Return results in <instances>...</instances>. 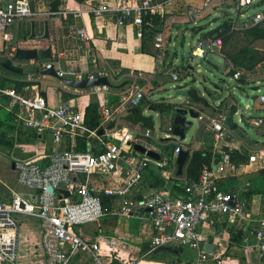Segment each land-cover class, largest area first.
I'll return each instance as SVG.
<instances>
[{
  "label": "built area",
  "instance_id": "built-area-1",
  "mask_svg": "<svg viewBox=\"0 0 264 264\" xmlns=\"http://www.w3.org/2000/svg\"><path fill=\"white\" fill-rule=\"evenodd\" d=\"M230 2L237 10L234 18L236 31L264 23V10L253 18H244L241 14L243 8L253 6L256 0H203L201 7L195 4L188 6L184 18L189 23L197 24L208 11L229 5ZM161 7L157 0H111L96 3L87 12L94 18H109L117 27L135 28L140 39L152 33L156 51L154 73L157 75L168 64L171 28L177 24L176 19L167 18L162 13ZM32 17L34 14L29 0H9L5 5H0V33L4 42L10 45L14 40L13 29L19 22H28ZM222 46L220 38L200 39L192 49L191 58L205 60L210 53L222 55ZM45 68L51 70L54 65L50 63ZM229 69L233 71L229 80L237 84L244 80L247 84L262 85L259 78L264 77V63L254 73H246L232 65ZM169 75L173 81L180 79L176 72H169ZM58 76L64 78L65 73L58 72ZM130 76L134 80H145L141 72L131 71ZM99 78L110 81L112 75L103 69L78 74L75 81H93ZM109 89L110 87L102 85L90 90L94 95H101L108 93ZM118 97L114 106L107 102L100 104V126L91 130L85 124V111H79L70 103L51 106L40 93L28 95L15 88H3L0 85V106L7 99L9 111L16 114L24 129L38 135H49L53 143L69 144L71 147V150H61L47 157L45 166L39 160L14 162L18 183L33 191L34 195L28 200L16 196L10 204L0 203V264H20L19 216L32 217L39 221L45 264H72L73 258L82 253L90 257L89 264H141L138 257L125 252L126 247L118 249L90 241L76 231L83 225L107 216H119L150 224L153 228L152 250L189 247L197 252L193 264H223L220 255L208 253L204 248L207 237L202 233V227L210 222L212 214L223 215L231 220L242 218L248 223L258 224L252 235L244 238L246 255L250 256L255 250L262 256L264 220L255 219L246 208L244 199L247 189L224 192L219 188L234 170L229 154L233 150L242 154L249 153L250 163L247 167L255 164L264 167V148L250 147L230 125L233 118L230 111L236 105H229V111L219 112L205 121L203 134L211 137L213 143L210 146L202 144L198 150H209L214 155H221L222 159L218 163L213 162L211 168L206 167L198 181H185L183 189L186 197H174L165 186L159 190L150 188L148 194L140 195L144 175L152 165L160 170L166 181H172L177 176L179 154L187 151L190 157L196 149L184 145L185 140L174 135L172 125L169 129L171 135L166 140H160V144L173 147V150L161 151L160 148L152 146L154 131L139 129L132 124L131 127L125 120L128 115L143 107L146 87L135 85ZM218 103L217 111L221 107V103ZM259 103L264 107V95L259 97ZM250 108L251 105L246 104L241 124L245 120L249 126L253 125L260 132H264V117L254 118L251 115L249 119L247 111ZM153 113L162 117L160 112L154 110ZM111 124L113 128L109 129ZM100 131L104 134L100 135ZM84 137L87 151H76L77 139ZM135 146L144 148L146 152L136 151ZM149 151L157 153L160 160L149 157ZM99 167L103 169L100 170ZM49 187L54 191L50 192ZM106 199L112 200L110 208L105 204Z\"/></svg>",
  "mask_w": 264,
  "mask_h": 264
},
{
  "label": "crops",
  "instance_id": "crops-1",
  "mask_svg": "<svg viewBox=\"0 0 264 264\" xmlns=\"http://www.w3.org/2000/svg\"><path fill=\"white\" fill-rule=\"evenodd\" d=\"M7 1L9 0H1L0 5H5ZM106 1L111 0H86L83 3H80L77 0H35V11H32L34 17H32L30 21H49L50 41H43L40 48L51 47L53 55V59L51 61H43L41 63V67L43 68L47 64L51 63L54 65L53 70L57 74L58 72L65 73V77L44 76L40 74L32 76L15 75L11 73L8 74L7 72L8 76L0 75L1 87L15 88L28 95L40 93L46 97L49 105L51 106L70 103L79 111L84 112L92 102H97L99 108L100 104L103 102H107L111 106H114L117 101L116 99L119 98V94L123 91L131 90V88L135 85L146 87V93L152 94L157 91L162 84L167 82L169 78L172 79L169 75V72L172 71L168 69L169 60L166 68L163 69L160 74L155 75L154 73L156 69V51L153 46L154 43L152 33L146 36V38L140 39L137 37V32L133 27L128 26L120 28L117 27V25L109 18H94L88 14L87 11L91 9L93 5L98 2ZM202 1L203 0H157V2L162 5V13L166 15L167 18L170 17L177 19L178 22L173 28H178L179 25L188 24L189 22H187L184 18L187 7L194 4L197 7H201ZM206 14L200 18L199 21L207 17ZM157 17L159 18V16ZM173 28H171L172 34ZM13 34L14 42L17 36V26L13 29ZM38 35H44L43 23L38 24ZM200 39H203V35ZM258 45H261L262 48L257 47ZM254 47L261 51L264 50V41H258ZM6 48L7 45L3 40V35L0 33V63L4 61L3 53ZM59 55H61L60 58ZM208 57L209 55H207V59ZM25 68L30 69L34 68V66L27 65ZM103 69H106L112 75V79L109 81L110 89L108 93L94 95L90 89H75L68 86L65 82L75 81V77L78 74H87ZM131 71L143 73L145 80H134L130 76ZM173 72L178 73L176 69H174ZM185 74L186 76L188 75L187 72L184 73V76ZM181 78L182 77L180 76L179 80H181ZM259 79L261 80L262 85H264V79L262 77ZM255 86L259 87L261 85ZM149 95L147 96L146 94V100L154 102L151 98H149ZM110 97L114 98L115 101L111 100ZM143 108L144 110L151 109L148 105L143 106ZM259 108L260 110H264V107ZM0 109H4L7 114L12 113L8 109L7 99L3 100ZM6 117L7 115L4 118ZM129 124L131 125V123ZM134 126L137 127L138 125ZM141 128L143 127L141 126ZM21 129L23 131H27L23 127ZM20 132H14L13 136L17 139L19 137L18 133ZM46 136L49 135H40L39 140L43 141ZM200 136L202 140L201 145H211L206 142V139H210L208 135L203 134L201 131ZM26 143H33L36 146L41 145L39 142H28V140H26ZM68 145L69 144L59 146L61 147V150H66ZM200 146L192 147L199 149ZM160 150L163 151L161 148ZM44 157L47 158V156H43V158ZM39 158L40 156L35 155L28 160H39V163L45 166L48 161H45L43 158ZM13 165L12 170L14 171V174H16L17 184H19L18 175L13 168ZM152 172L162 176L160 170L152 165L144 175V183L139 190L140 195L148 194L150 188L155 189L149 184L152 178ZM231 172L234 174L235 170ZM232 177L235 176L232 175ZM1 178L2 177L0 176V203L8 204L2 200L3 195L6 193H9L11 196L10 203L16 196L23 197L27 200L33 197V191L25 188V190L20 189L16 184H7L6 182H2L3 180ZM164 181L165 187L172 191L174 187L173 180L168 182L164 179ZM223 184L227 187L225 181ZM245 202L247 204V197H245ZM248 208L255 219L264 220V204L261 197L255 196L253 199H250ZM27 218H21V223L24 222L27 226L23 228L21 225L20 264H45V257L41 246L42 234L39 221L36 218ZM113 220L116 224L117 221H119L125 225V227L122 228L123 235L120 234V239H122L123 242H115L112 239L113 236L110 234H95V236L92 234L91 237L85 235L87 237L85 239L100 242L118 249H120V247H126L125 252L133 257H138L140 262L143 257H146L152 252L169 253L170 259H172L169 264H193L197 257V252L193 250L194 253L192 257L189 260L182 262L183 258L181 254L183 253L185 247L180 248V253H173V249H169L168 247L161 248L159 250H152L151 239L153 236V228L146 222H140L134 219L132 220L119 216H107L101 221L104 223L103 226L111 228ZM256 227H258L257 223H248L242 218L231 220L223 215L212 214L210 216V222L206 223L202 227V233L207 237V242L204 244V248L208 244L212 245V250L208 253L220 255L223 258V264H264L261 262L262 256H259L258 251L253 250L251 255L247 256L244 249V238L246 236H251L254 228ZM239 235H242L241 241L240 239H236ZM81 236L84 238V235ZM82 254L84 255L85 253ZM86 255L87 254H85V257H79L76 261H73L72 264H89L90 257Z\"/></svg>",
  "mask_w": 264,
  "mask_h": 264
},
{
  "label": "rangeland",
  "instance_id": "rangeland-1",
  "mask_svg": "<svg viewBox=\"0 0 264 264\" xmlns=\"http://www.w3.org/2000/svg\"><path fill=\"white\" fill-rule=\"evenodd\" d=\"M29 1L31 2V11L34 12L35 0ZM230 3V6L228 5V7L226 6L224 9L216 11L217 7H215L213 10H210V12L206 14L207 17L197 22V24L188 23L172 29L173 34L169 45L170 59L168 69H170V71L176 69L178 71L177 74L182 78L179 81H173L169 78V80L162 84L154 93H149L150 95L146 93L154 102L167 105L174 103L185 104L189 99L186 97H176L177 93L182 90L187 91L189 89H196L199 95L209 103L208 107H204L202 104L193 105V107L200 112L201 118L195 120L192 128L186 131V139L183 144L190 145V147H199L201 145V131L203 132L204 123L209 117H214L219 112L226 113L229 111V105H236L238 114H234L232 118V122L237 125L236 133L241 136L250 147L255 149L264 148V132H260L253 125L247 127L240 122L243 115H245L246 104L251 105V108L247 111L249 119L251 115L254 118L264 116V110H260L259 108L261 107L259 97L264 95V85L257 87V89L248 86L241 87L235 81L229 80V78H231V76L227 75V73H229V64L226 59L219 54L209 55L208 61H201L197 58L192 60L191 58L192 49L197 46L200 38L205 32L217 28L226 20L235 18L237 10L236 7L233 6V3ZM263 10L264 0H256V3L253 6L243 8L241 14L244 15V18H253L254 15ZM30 19L32 18H29V20ZM240 19L242 20V18ZM198 28L202 31L197 32ZM5 44L8 46V43ZM257 47L262 48L261 45H258ZM185 72H187V76L186 74L184 76ZM8 74L0 67V75L8 76ZM218 102L221 103V107L220 110L217 111L216 106L219 104ZM146 114L151 115L155 123V131L152 135L153 139H151L153 146L161 148L163 151H169L170 146L160 144V140H166L167 136L171 135L169 129L173 125L171 116L174 113L165 114L162 117H158L155 113L150 112H146ZM0 115L4 118L7 115V112L4 109H0ZM131 127L133 126L131 125ZM137 128L142 129L141 126H137ZM206 142H211V139H206ZM39 143L41 145L36 146L33 143L15 141L12 144V147H0V176L2 177V182L16 184L20 189H27L26 187L17 184L16 174H14V171L12 170L13 163L16 161L28 160L35 155L40 156V158H43V156L49 157L53 153L61 151V147L53 143L49 136H46L44 140L39 141ZM194 147L192 148L196 150L198 149ZM260 169L261 164H255L249 168H244L243 170L235 172L234 174L231 172L229 173L230 176L228 174V179L225 180V184L230 190L254 186L255 183L260 180L258 176ZM232 175L235 177H232ZM10 199L11 196L9 193L3 195L2 200L4 202L9 204ZM21 218L27 217H19L20 223ZM21 225L23 228L27 226L24 222L21 223ZM103 225V221L99 220L83 225L77 228L76 231L79 234L84 235V238H87L86 236L91 237L92 234L94 236L95 234H110L113 236L112 239L115 242H123L122 239H120V234L123 235L122 228L125 227L123 223L117 221L116 224L113 220L111 228ZM193 253V250L189 247H185L181 254L183 258L182 262L189 260ZM83 256L85 257V254H79L73 258V261H76L79 257ZM171 261L172 259H170V255L167 252H152L142 258L141 264H169Z\"/></svg>",
  "mask_w": 264,
  "mask_h": 264
},
{
  "label": "trees",
  "instance_id": "trees-1",
  "mask_svg": "<svg viewBox=\"0 0 264 264\" xmlns=\"http://www.w3.org/2000/svg\"><path fill=\"white\" fill-rule=\"evenodd\" d=\"M77 1L83 3L86 0H77ZM226 6L228 7V5ZM226 6L217 7L216 11L220 9H224ZM158 21L159 18L156 17V22ZM234 24H235V19L226 20L217 28L204 33L203 38L222 39L223 46H222L221 54L229 64L228 65L229 68L230 65H232L235 68H240L244 70L246 73H254L257 67L260 64L264 63V51H261L254 47V45L258 41H264V23L243 31H236L234 29ZM199 28L197 29V32L202 31ZM203 61H208V59L206 58ZM227 75L232 76L233 71L229 69V73H227ZM238 85L241 87L248 86L257 89L254 83L247 84L244 80H241L240 83H238ZM110 99L115 101V99L112 97H110ZM146 99L147 98H145L144 101L142 102V106L148 105L151 109L160 112L162 116L168 114L171 111L170 105L159 102H149V100ZM236 111H237L236 108H232V110L230 111L231 113L230 115L233 117ZM232 121L233 120L231 118L230 125L232 129L236 130L237 125ZM100 123H101V117L99 113V105L97 102H92L85 110V124L91 130H96L99 128ZM21 128L22 126L18 122L16 114L8 113L6 118H2L0 116V146L12 147V144L15 141L26 142V140H28V142H35V143H38L40 141L39 140L40 135H38L36 132L31 130L23 131ZM18 131L21 132L18 133L19 137L16 139L13 136V134L14 132H18ZM210 139L211 142H208L207 144L213 143V139L211 137ZM77 141H78V145L76 147V151L79 152L87 151L86 137L78 138ZM66 150H71V147L68 145L66 147ZM172 150L173 147L170 148V151ZM229 154H230L231 164L235 172H238L246 168L250 163L249 153L242 154L239 151L233 150ZM221 159H222L221 155H214L209 150L206 151L196 150L195 152H193L192 155L188 158V161L186 163L185 173L182 176L180 177L176 176L173 179L174 187L171 191L172 195L174 197H186L185 191L183 189V185L185 181L189 183L198 181L202 171L206 167L211 168L213 162L218 163L221 161ZM44 160L48 161L46 157L44 158ZM151 174H152L151 175L152 178L149 184L153 188L159 190L165 186V181L161 175L159 176L157 173L154 172H152ZM258 176L260 179L259 182L255 183L254 186H248V188L245 187V189H247V192L245 193V197H247V204H246L247 209H249L248 205L250 199H253L255 196L261 197L262 202L264 204V167H261ZM221 184L219 185L221 191L224 192L232 191L229 188H227L223 183ZM111 203H112L111 199L105 200V204L106 206H108V208H110L109 205ZM236 239H240L241 241L242 235H239V237H237ZM172 249H173L172 250L173 253H175V251H178L176 253H180L179 252L180 249H174V248Z\"/></svg>",
  "mask_w": 264,
  "mask_h": 264
},
{
  "label": "water",
  "instance_id": "water-1",
  "mask_svg": "<svg viewBox=\"0 0 264 264\" xmlns=\"http://www.w3.org/2000/svg\"><path fill=\"white\" fill-rule=\"evenodd\" d=\"M43 23L44 35L37 34L38 24ZM43 41H50V28L48 20H31L28 22H19L17 24V36L14 42L7 46L3 53L4 61L0 63V67L11 74L15 75H44L59 77L53 69H47L41 67L43 61H51L53 59L52 48H40ZM27 65H32L34 68H25ZM66 84L72 88L87 90L97 86H108L110 83L105 78L84 81H65ZM176 97H186L189 101L185 104H170L171 111L168 113H174L171 117L174 125V135L180 137L181 140L186 139V131L190 130L193 126V122L200 117V112L196 110L193 105L202 104L204 107H208L209 103L199 95L196 89H189L187 91H179ZM153 109L144 110L143 107L138 108L131 115H128L125 120L133 125H141L143 128L155 131L154 119L146 112L153 113ZM242 124L249 127V124L243 120ZM110 129L113 128L111 124ZM100 135L104 132L100 131ZM135 150L141 153H145L146 150L140 146H135ZM148 156L156 160H160L157 153L149 151ZM189 158L187 151H182L177 158L178 176L184 174V169ZM14 168V165H13ZM50 192L54 189L49 187ZM68 196L67 193H65ZM170 249V248H169ZM207 252H211L212 245L205 246ZM178 252V251H175ZM261 262L264 263V254L262 255Z\"/></svg>",
  "mask_w": 264,
  "mask_h": 264
},
{
  "label": "bare ground",
  "instance_id": "bare-ground-1",
  "mask_svg": "<svg viewBox=\"0 0 264 264\" xmlns=\"http://www.w3.org/2000/svg\"><path fill=\"white\" fill-rule=\"evenodd\" d=\"M199 53V55H201V53L200 52H198ZM99 169L101 170V169H103V167H99Z\"/></svg>",
  "mask_w": 264,
  "mask_h": 264
}]
</instances>
